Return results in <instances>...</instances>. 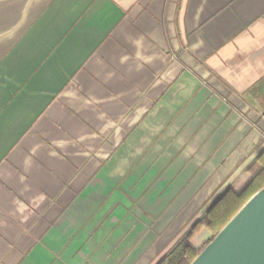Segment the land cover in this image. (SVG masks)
Masks as SVG:
<instances>
[{"label": "crops", "instance_id": "crops-1", "mask_svg": "<svg viewBox=\"0 0 264 264\" xmlns=\"http://www.w3.org/2000/svg\"><path fill=\"white\" fill-rule=\"evenodd\" d=\"M264 150V0H0V264H156Z\"/></svg>", "mask_w": 264, "mask_h": 264}, {"label": "trees", "instance_id": "trees-1", "mask_svg": "<svg viewBox=\"0 0 264 264\" xmlns=\"http://www.w3.org/2000/svg\"><path fill=\"white\" fill-rule=\"evenodd\" d=\"M264 187V150L220 194L205 213L187 231L172 243L156 264H191L202 251L197 248V238L205 230L211 234L208 245L244 204ZM206 247V246H205Z\"/></svg>", "mask_w": 264, "mask_h": 264}, {"label": "water", "instance_id": "water-1", "mask_svg": "<svg viewBox=\"0 0 264 264\" xmlns=\"http://www.w3.org/2000/svg\"><path fill=\"white\" fill-rule=\"evenodd\" d=\"M191 264H264V187L244 204Z\"/></svg>", "mask_w": 264, "mask_h": 264}, {"label": "rangeland", "instance_id": "rangeland-1", "mask_svg": "<svg viewBox=\"0 0 264 264\" xmlns=\"http://www.w3.org/2000/svg\"><path fill=\"white\" fill-rule=\"evenodd\" d=\"M211 238V234L206 232L205 230L203 233L200 234L199 238H197V248L200 251L203 250L206 246L207 241Z\"/></svg>", "mask_w": 264, "mask_h": 264}]
</instances>
